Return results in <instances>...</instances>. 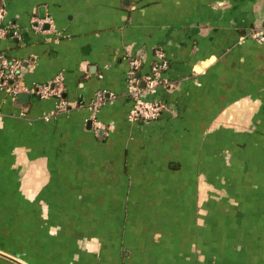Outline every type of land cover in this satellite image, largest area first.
I'll return each instance as SVG.
<instances>
[{"label":"crops","instance_id":"0c3cea01","mask_svg":"<svg viewBox=\"0 0 264 264\" xmlns=\"http://www.w3.org/2000/svg\"><path fill=\"white\" fill-rule=\"evenodd\" d=\"M0 4L21 86L66 101L0 88V264H264V0ZM158 51L163 109L132 119Z\"/></svg>","mask_w":264,"mask_h":264},{"label":"built area","instance_id":"2783aa9c","mask_svg":"<svg viewBox=\"0 0 264 264\" xmlns=\"http://www.w3.org/2000/svg\"><path fill=\"white\" fill-rule=\"evenodd\" d=\"M5 13L4 7L0 4V17ZM42 24L39 23L36 29H41ZM6 33V30L0 29V37ZM13 36H18V32H13ZM250 36L257 42L264 45V22L262 25L253 29ZM159 62L152 67L149 74L145 76V85L142 86L140 81L136 77V70L139 68L140 63L133 62L132 68L128 72V90L133 99V106L130 111V117L132 119L143 120H155L159 117L163 104L154 100H148L145 98L147 94H151L157 91V88L162 84H168V80L163 76V69L167 67V63L164 60L162 51L157 52ZM21 68V62L16 59H11L5 54H0V88L8 91L13 97H17L20 93L35 94L40 98L55 97L58 99L57 111H63L66 108V101L63 97L64 94V76L63 74L57 75L52 81L42 85H35L31 89L23 88L19 81V70ZM105 92H98L93 101L89 104V110L91 111V118L97 119V113L102 103L105 101ZM55 113V112H53ZM49 119V116H46ZM103 128L100 122L97 121V129Z\"/></svg>","mask_w":264,"mask_h":264},{"label":"water","instance_id":"95a60500","mask_svg":"<svg viewBox=\"0 0 264 264\" xmlns=\"http://www.w3.org/2000/svg\"><path fill=\"white\" fill-rule=\"evenodd\" d=\"M142 85L144 86L145 83L143 82ZM30 99V94L29 93H20L18 95V101L20 102H28Z\"/></svg>","mask_w":264,"mask_h":264},{"label":"trees","instance_id":"16d2710c","mask_svg":"<svg viewBox=\"0 0 264 264\" xmlns=\"http://www.w3.org/2000/svg\"><path fill=\"white\" fill-rule=\"evenodd\" d=\"M137 73H138V70L136 71V74H135V75H136V77H137ZM137 78H138V77H137Z\"/></svg>","mask_w":264,"mask_h":264}]
</instances>
